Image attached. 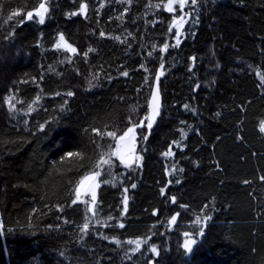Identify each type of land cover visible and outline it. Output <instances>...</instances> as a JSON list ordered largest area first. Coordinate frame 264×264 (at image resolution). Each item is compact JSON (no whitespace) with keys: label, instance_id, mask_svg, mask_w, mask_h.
I'll use <instances>...</instances> for the list:
<instances>
[{"label":"trees","instance_id":"1","mask_svg":"<svg viewBox=\"0 0 264 264\" xmlns=\"http://www.w3.org/2000/svg\"><path fill=\"white\" fill-rule=\"evenodd\" d=\"M164 1L0 0V264H264V0Z\"/></svg>","mask_w":264,"mask_h":264},{"label":"rangeland","instance_id":"2","mask_svg":"<svg viewBox=\"0 0 264 264\" xmlns=\"http://www.w3.org/2000/svg\"><path fill=\"white\" fill-rule=\"evenodd\" d=\"M116 2L119 3L120 8L122 9H115L114 11L121 10L122 13H125L127 11L128 7L132 5L133 0H116ZM181 4V0H166L162 3V7L169 11V7L171 8V11L173 12L176 9L177 5ZM184 7H182V15L179 17V19L175 20L173 22L174 28H175V34L176 38L179 37L182 33V26L185 24V21L188 18V15L185 10H183ZM38 11H42L39 8L32 12L33 17H36L39 19V17L36 15ZM175 39V38H174ZM178 42V41H175ZM66 47H68L66 45ZM128 131V130H127ZM125 131L123 134L119 135L116 140V145L110 152H106L103 154V157L101 158L102 165L105 161H108L111 157L118 158L123 164L129 165L132 163H140L141 158L139 154L136 151V134L133 129V132L128 133L127 136H125ZM124 136L125 138L123 140L120 139V137ZM134 137V139H133ZM99 165V166H100ZM96 172L89 173L87 175H84L82 178H80L76 185H75V200L76 201H83L87 203V206L91 212H93L94 203L97 199V190L99 186V175L97 176ZM96 185L95 187V201L93 202L92 199V191L90 190V186ZM77 189H79V199H77ZM190 238H186L185 240H188ZM184 240V242H185ZM184 244V243H183Z\"/></svg>","mask_w":264,"mask_h":264},{"label":"snow or ice","instance_id":"3","mask_svg":"<svg viewBox=\"0 0 264 264\" xmlns=\"http://www.w3.org/2000/svg\"><path fill=\"white\" fill-rule=\"evenodd\" d=\"M191 2H192L193 4H195V3H196V0H191ZM183 3H184V0H181V5H183ZM39 9L42 10V11H38V12L36 13V15L39 17V24L42 25V24H44V22H45V19H44V13L47 12V8L45 7V5H44L43 3H41V4L39 5ZM169 11H171V8H170V7H169ZM73 15H75V13H73ZM32 17H33L32 12H29V13H28V18H29V19H32ZM101 35H103V33H101ZM63 40H64V37H63V35H61V36H60V41H63ZM57 47H61V44L58 43V44H57ZM68 47H69V50H70V51H72V52H75V51H76L75 48H71V46H68ZM165 47H167V45H165ZM89 51L91 52V51H93V50H92V49H89ZM123 75L126 76L127 73L125 72V73H123ZM67 95H68V96H71V95H73V93H72V92H68ZM31 110H32V109L30 108L29 111H31ZM148 127L151 128V123L148 124ZM261 131H264V122H262V125H261ZM131 132H133V128H128V131H127V133H125V136H127L128 133H131ZM108 135L113 136V135H115V134H114V133H108ZM124 138H125L124 136L120 137L121 140H123ZM133 139H134V137H133ZM169 154H170V153H165V155H169ZM69 155L71 156V155H73V154H72V153H69ZM105 163H108V161H105ZM181 170H182V169H181ZM96 175L98 176L99 173L97 172ZM177 182H179V181H177ZM95 187H96V185H92V186H90V190L92 191V199H93V202L95 201ZM133 187H135V185H133ZM77 199H79V189H77ZM173 202H175V198H174V197H173ZM74 203H75V201H74ZM210 219H211L210 216H205V217H204V220H205V221L210 220ZM176 220H177V216L174 215V216L172 217L171 222H175ZM196 223H197V224L200 223V218H199V217L197 218ZM121 227H123V225H121ZM84 228H88V224H87V223L84 225ZM204 233H205V229H204V228H200V229H199V235H200V236H203ZM184 235H185V236H189L190 234H189L188 232H185ZM195 244H197V240H196V239H188V240H185V242H184V244H183V248L186 250V252L191 253V252H193V247H192V246L195 245ZM137 247H139V245H137ZM151 251H152L153 253H156L157 255H159V253L157 252V249H156L155 246L152 247Z\"/></svg>","mask_w":264,"mask_h":264},{"label":"water","instance_id":"4","mask_svg":"<svg viewBox=\"0 0 264 264\" xmlns=\"http://www.w3.org/2000/svg\"><path fill=\"white\" fill-rule=\"evenodd\" d=\"M161 77H162V70H158L155 76V80H154L151 93H150V97L148 100V115H147L148 118L147 119H148V122L151 124L154 123V121L160 114L162 96L158 89V83Z\"/></svg>","mask_w":264,"mask_h":264},{"label":"bare ground","instance_id":"5","mask_svg":"<svg viewBox=\"0 0 264 264\" xmlns=\"http://www.w3.org/2000/svg\"><path fill=\"white\" fill-rule=\"evenodd\" d=\"M185 1H186V0H185ZM184 3H185V2H184ZM184 3H183V4H184ZM160 70H161V69H160ZM157 72H158V71H157ZM162 72H163V71H162ZM147 115H148V114H147ZM147 118H148V116H147Z\"/></svg>","mask_w":264,"mask_h":264}]
</instances>
